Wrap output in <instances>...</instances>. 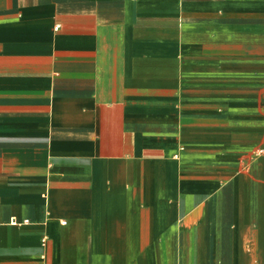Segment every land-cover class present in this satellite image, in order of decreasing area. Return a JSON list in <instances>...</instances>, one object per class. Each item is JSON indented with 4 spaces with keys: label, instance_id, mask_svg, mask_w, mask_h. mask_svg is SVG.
<instances>
[{
    "label": "crops",
    "instance_id": "0c3cea01",
    "mask_svg": "<svg viewBox=\"0 0 264 264\" xmlns=\"http://www.w3.org/2000/svg\"><path fill=\"white\" fill-rule=\"evenodd\" d=\"M0 264H264V0H0Z\"/></svg>",
    "mask_w": 264,
    "mask_h": 264
},
{
    "label": "built area",
    "instance_id": "2783aa9c",
    "mask_svg": "<svg viewBox=\"0 0 264 264\" xmlns=\"http://www.w3.org/2000/svg\"><path fill=\"white\" fill-rule=\"evenodd\" d=\"M11 222H12V223H16V220H15V219H12V220H11ZM23 222H24V223H27V222H28V220H27V219H24V221H23ZM63 223H64V222H63Z\"/></svg>",
    "mask_w": 264,
    "mask_h": 264
}]
</instances>
